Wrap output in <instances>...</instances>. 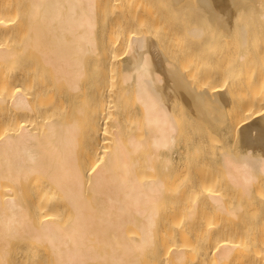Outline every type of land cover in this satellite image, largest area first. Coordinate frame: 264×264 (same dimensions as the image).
Listing matches in <instances>:
<instances>
[{"label": "bare ground", "instance_id": "obj_1", "mask_svg": "<svg viewBox=\"0 0 264 264\" xmlns=\"http://www.w3.org/2000/svg\"><path fill=\"white\" fill-rule=\"evenodd\" d=\"M102 2L0 0V25L24 16L0 29V264H264V0ZM181 120L224 140L213 159L187 166Z\"/></svg>", "mask_w": 264, "mask_h": 264}, {"label": "rangeland", "instance_id": "obj_2", "mask_svg": "<svg viewBox=\"0 0 264 264\" xmlns=\"http://www.w3.org/2000/svg\"><path fill=\"white\" fill-rule=\"evenodd\" d=\"M3 3H4V1H5V4H6V0H1ZM9 1H10V4H12V2H14L15 3V1H17V0H8V3L7 4H9ZM100 2H101V4H99V7H101L102 6V4H103V2H102V0H100ZM104 3H106V2H104ZM108 3V2H107ZM158 7L160 8L161 7V5H163L164 4V2H163V4L161 3V2H159L158 1ZM101 5V6H100ZM106 6H104V10H102L101 8H98L99 9V11H100V13H99V19L101 20L102 18H105L106 17V19H104V21H107V19L110 17V15L109 14H112V12L115 10V8H116V6H114V9H113V7L111 6V4H105ZM116 5L119 7L120 6V4L119 3H116ZM110 6H111V9H113L112 10V12H110V10H109V12H108V9L110 8ZM165 6V5H164ZM109 7V8H108ZM121 7V6H120ZM163 7V6H162ZM161 7V8H162ZM156 8H157V5H156ZM121 9V8H120ZM120 9H118L119 11H120ZM116 10H117V8H116ZM116 10H115V12H114V14H116L117 12H119V11H117L116 12ZM150 10V9H149ZM101 12H102V14H101ZM104 12V13H103ZM20 14V13H19ZM18 13H16V15L14 14L13 15V17L12 16H10L9 17V15L8 14H5L6 16H7V21H8V18H9V21H8V23L6 24V22H4L3 23V25H0V29H4V30H9L11 27H12V29H10V31H12V30H15V29H17L18 28V23L20 24L21 23V21L23 20V18H24V16H23V14H21V15H19ZM148 15H150L149 13H148ZM147 14L145 15V18H146V16L148 17V18H150V16H148ZM151 15L153 16V14L151 13ZM4 16V15H3ZM3 16H1V17H3ZM5 16V17H6ZM109 16V17H108ZM151 16V17H152ZM4 17V18H5ZM11 17L13 18V19H11ZM4 18H2L4 21L6 20V18L4 19ZM21 20V21H20ZM103 21V22H104ZM11 22V23H10ZM102 22V21H101ZM5 24V25H4ZM8 24H9V26H10V24H12L11 25V27H8V28H6L5 29V27L6 26H8ZM17 25V26H16ZM100 25V24H99ZM104 25H105V22H104ZM102 23H101V25L99 26V28L101 29L103 26H104ZM153 25H155V26H152V27H154V28H152V29H150V33L148 32L147 33V36L149 35V37L150 36H152L151 38H155L157 35H156V32H157V34H162V32L164 31V30H162L163 29V26H158V31L157 30H155V28H156V22L153 24ZM17 27V28H16ZM134 28V27H133ZM99 29V30H100ZM153 29H154V31H153ZM152 30V31H151ZM98 32H100V34H102L101 32H103V30L101 29L100 31H98ZM104 32H105V30H104ZM107 32H108V30H107ZM107 32H105L106 34H107ZM161 32V33H160ZM104 33V34H105ZM108 33H110V31L108 32ZM155 33V34H154ZM116 35H118V33H116V34H112V39H114L115 37H118L119 35H121V34H119L118 36H116ZM181 36H182V38H184V40H185V36H184V34L183 33H181L180 34ZM115 36V37H114ZM154 36V37H153ZM180 36V37H181ZM184 36V37H183ZM103 45H105V44H103ZM180 45V44H179ZM119 49L117 48V51H118ZM122 50V51H121ZM121 50H119V53L121 52V54L122 55H119V59H120V61H122V60H125L124 58H126L127 59V56H128V52H127V50H125L124 49V53H122L123 52V49H121ZM126 54V55H125ZM152 56H154V54H152ZM154 58H158V57H156V56H154ZM122 59V60H121ZM173 60H175L176 61V59L175 58H173ZM116 73H117V70L115 71ZM116 73H114V72H112L110 75L112 76L107 82H106V84L104 85V86H106V87H108V88H112V86H113V88H116L117 89V86L116 85H118L119 86V84H118V79H119V75H116ZM115 74V75H114ZM118 74V73H117ZM35 77L36 78H38L39 80L41 79V78H43V79H46L48 76H49V74L45 71V70H43V67L42 66H40V65H37V67H36V70H35ZM37 76H40V77H37ZM115 76V77H114ZM118 77V78H117ZM113 79V80H112ZM115 80H116V82H115ZM112 81V82H111ZM109 82V83H108ZM114 82V83H113ZM107 83H108V86H107ZM111 83V84H110ZM117 83V84H116ZM113 84V85H112ZM116 87H115V86ZM44 98H45V100H46V97L44 96ZM102 98V97H101ZM103 99V98H102ZM102 99H100V104H98V109H100V108H102L101 110H103V109H107L108 108V106L109 105H111L110 104V100L108 101V99L107 98H104L103 99V101H102ZM107 99V100H106ZM130 99V98H129ZM128 99V101L127 100H123V103H120V105L122 106H120L119 107V109L117 110L116 109V107H114V106H112L113 107V115L114 116H116V113L118 112L119 114H120V112H123V111H121L122 109L125 111V109H127L126 107H129L130 108V110H131V108H133L132 106H133V103H132V106H130V104L129 103H131L130 102V100ZM48 100V99H47ZM132 100V99H131ZM102 101V102H101ZM102 103V104H101ZM112 103V102H111ZM109 104V105H108ZM123 104V105H122ZM126 104V105H125ZM128 104V105H127ZM102 106V107H100V106ZM121 109V110H120ZM128 110V109H127ZM120 111V112H119ZM181 116V115H180ZM130 118V117H129ZM127 120V119H126ZM133 120H134V118H133ZM131 118H130V120L128 119L127 120V122L126 121H124L123 123L125 124H122L123 125V127H120L121 129L123 128V129H125V130H131V131H133L134 130V127H135V129H137V120H135V121H133ZM189 122V121H188ZM191 122V121H190ZM137 123V124H136ZM192 123V122H191ZM105 126H104V125ZM103 124H101V127L103 128V130H102V133L100 134L101 135V137L103 138L102 139V143H103V141H104V144H101V146H102V148H101V150H103L104 149V151H106V149L108 150V146L106 147V144H108V143H111V141H110V137H112L111 135V132H113V129H114V127L112 126V124H111V121H109V122H104ZM109 125V126H107V125ZM180 124H183V129L186 131V133L187 134H189L190 136H194V134L195 133H198L202 128H200L199 126H201V124L200 125H198L197 123H193V124H189V127H188V123H187V121L186 122H182V120H181V122H180ZM197 124V125H196ZM99 127H100V124H99ZM101 127H100V129H101ZM110 127H112V128H110ZM181 127V126H180ZM104 128H105V131H104ZM127 128V129H126ZM131 128H133V130L131 129ZM199 128H200V130H199ZM196 129H197V131H196ZM204 129H206V128H204ZM108 130V131H107ZM109 130H111V131H109ZM182 131V129H181V131L183 132H180V135L178 136V140H176L177 142H176V144L177 145H179V146H184V147H189L190 148V151L186 154V162H188L187 163V166L188 167H190L191 165H194L195 163H197L198 161H201V163H202V161L203 160H209V159H213V156H214V154H212V153H215V151L217 150V147L219 146V145H222V143H224V142H221V141H224V140H220L217 136V139H215V137H213L212 136V134L210 135L209 134V136H208V131L209 130H204L205 132H207V135H206V133L204 134V132L203 131H200V132H202L203 133V135H201L200 133H198V134H200L201 135V137L199 136H196V134H195V136L193 137H189V135H187L186 133H185V131ZM203 130V129H202ZM135 131V130H134ZM105 132V133H104ZM108 132V133H107ZM182 134V135H181ZM110 135V136H109ZM185 135V136H184ZM188 137H187V136ZM182 136H184V137H182ZM198 137V138H197ZM107 138V139H106ZM109 139V140H108ZM220 141H219V140ZM107 140V141H106ZM217 141V142H216ZM104 145H105V147H104ZM109 145V144H108ZM218 145V146H217ZM232 147H230V149L232 150V151H234V150H236V147H233V146H236V145H231ZM104 147V148H103ZM106 148V149H105ZM235 148V149H234ZM216 149V150H215ZM103 152V151H102ZM185 162V163H186ZM199 163V162H198ZM197 163V164H198ZM200 163V164H201ZM158 166L156 167V169H158V178H162L163 179V182L164 183H166L165 184V186L167 187V188H169V190H173V191H175V190H179V189H181V190H188L187 189V187L189 186V184L194 180L193 178H195L194 176L195 175H193V176H191L192 175V173H194V172H190V170L191 169H189L188 170V173L186 172H178V170H174V172H173V175L172 176H170V177H172V178H170V179H167L166 178V176H165V174L163 173L162 175H161V172H164L163 171V169H161L162 167H160V164H161V162L159 163V161H158ZM197 164H195V166L197 165ZM199 165V164H198ZM196 168V167H195ZM195 168H194V170H195ZM146 169V168H145ZM144 170V169H143ZM142 170V171H143ZM162 170V171H161ZM191 171H193V170H191ZM146 172H151L152 173V171L150 170L149 171V169H146ZM211 173H212V171H211ZM144 174H145V172H144ZM146 174H148V173H146ZM207 176H210L211 174L210 173H208V174H206ZM161 176H164V178H166L167 180H165L163 177H161ZM214 177H216V178H218L217 179V181H213V183H216V182H218L219 180H221V177H222V174L220 173V172H217V174H216V176H214ZM193 180H192V179ZM191 179V180H190ZM188 181H190V183L188 182ZM189 183V184H188ZM216 185V184H215ZM171 194V193H170ZM169 194V195H170ZM187 199H189V197H186ZM169 200V199H168ZM172 202H171V201ZM170 202H171V204H167V208H166V210H167V213H169V212H171L170 210H172V212H174V213H180V211L179 210H182V211H184V209L185 210H187V209H189V210H187L185 213H186V217H188V215H190L189 216V218H191V217H193V216H196V214H195V212L193 211V210H191V209H193L194 207H192V203L190 202V207H189V200H186L185 198L183 199V200H180V201H177V199L176 200H173V199H171V197H170ZM189 207V208H188ZM192 212V213H191ZM197 214H199V212H197ZM184 220H181V222L180 223H184L183 222ZM178 222V221H177ZM177 224V223H176ZM212 224V223H211ZM181 225V224H180ZM176 227V226H175ZM178 227H179V225H178ZM187 229L189 230V232L190 233H188L189 235H188V237H194L195 236V234L194 233H196L195 232V230L191 227V226H187ZM38 247V246H37ZM35 248L36 250H34V249H32L33 250V253L32 252H30V250H29V252H30V254L32 253L33 255L34 254H36V252H38L39 250L40 251H42V249H40V247H38V248ZM17 248V247H16ZM13 249V248H12ZM20 249V248H19ZM18 249V250H19ZM14 251V250H13ZM16 251V250H15ZM20 251V250H19ZM34 251H36V252H34ZM30 254H29V256H30ZM195 256V255H194ZM46 257H45V262L43 261V263H42V261H41V263L42 264H46ZM29 259H27V260H23V261H28ZM37 264H40V263H37Z\"/></svg>", "mask_w": 264, "mask_h": 264}]
</instances>
